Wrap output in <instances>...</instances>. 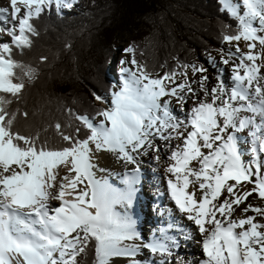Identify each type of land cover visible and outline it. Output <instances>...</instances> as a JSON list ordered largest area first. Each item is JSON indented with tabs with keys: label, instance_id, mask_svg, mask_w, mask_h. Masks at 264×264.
Listing matches in <instances>:
<instances>
[{
	"label": "snow or ice",
	"instance_id": "6c2138e0",
	"mask_svg": "<svg viewBox=\"0 0 264 264\" xmlns=\"http://www.w3.org/2000/svg\"><path fill=\"white\" fill-rule=\"evenodd\" d=\"M76 2L10 0V9L0 7V264H77L93 240L95 264H111L114 258L145 264L137 259L142 249L162 257L148 264H173L163 258L173 257L181 247L177 236L158 229L159 236L146 238L132 216L116 211V205L132 207L139 168L125 175L123 189L96 180L93 172V150L116 153L136 164L134 154L160 151L156 139L181 141L168 157L173 163L166 168L171 174L167 186L177 210L202 237L204 258L199 264H264V223L257 220L264 217V208L246 203L254 194L264 200V0H238L235 5L224 0L227 10L240 21L237 34L225 35L224 41L248 42L246 53L240 52L238 43L236 52L229 53V57L240 53L233 63L230 87L221 79L208 89L204 83L208 77L202 76L201 99L187 81L176 83V72L153 78L130 46L125 51L133 54L132 59L121 64L133 67L121 68L120 90L111 93L110 107L97 112L103 119L97 123L76 116L88 130L86 138L61 133L68 146L49 149L37 144L39 137L12 131L15 114L8 111L13 102L9 96L22 94L25 78L35 75L34 69L13 55L14 50L30 48L39 35L34 20L53 9L72 8ZM257 42L260 51H256ZM191 67L194 74L206 71ZM165 97L175 98L181 111L189 97L196 100L181 120L173 115L171 101ZM238 133L249 138L252 162L247 165ZM61 167L64 175L59 174ZM50 201H59V206L50 207ZM241 204L245 205L242 209ZM237 209L240 217L234 216ZM167 228H175L184 240L191 239L179 225ZM174 264H184L183 258L177 257Z\"/></svg>",
	"mask_w": 264,
	"mask_h": 264
},
{
	"label": "trees",
	"instance_id": "16d2710c",
	"mask_svg": "<svg viewBox=\"0 0 264 264\" xmlns=\"http://www.w3.org/2000/svg\"><path fill=\"white\" fill-rule=\"evenodd\" d=\"M34 25L39 35L13 58L35 75L25 78L22 94L9 96L8 111L15 114L13 132L39 137L37 144L49 149L68 146L61 133L78 139L89 134L76 116L92 119L103 109L94 93H109L106 63L122 41L149 74L161 77L204 60L223 46L225 35L239 31L220 0H78L69 10L45 12ZM95 260L93 240L77 264Z\"/></svg>",
	"mask_w": 264,
	"mask_h": 264
},
{
	"label": "rangeland",
	"instance_id": "374dc122",
	"mask_svg": "<svg viewBox=\"0 0 264 264\" xmlns=\"http://www.w3.org/2000/svg\"><path fill=\"white\" fill-rule=\"evenodd\" d=\"M2 1L3 0H0V7H3L2 4H5V3L9 2V0H6V2H2ZM237 2H238V0H229V3L233 4V5H235ZM8 6H10V5H8ZM4 7H6V6H4ZM254 23H255V21H254ZM261 34H263V33H261ZM5 40H8V39H5ZM237 43L239 44V48H240V52L241 53H245V51H248V42L244 41L243 39H241L239 42H237V41H232L231 43L226 42L225 46L223 47V49H220L218 51L212 52L207 58H205V60H198L194 64L196 67H203L204 69H206V71L194 74L193 73V69L190 66L189 68H187L185 70V72L187 73V76H184L183 73L182 74H178L176 76V83H181V82L187 81V83H189L191 85V87L196 90L197 94L198 93H202L201 89H200V78L202 76L208 77V79L204 82L205 83V87L208 88V89H211L212 87L217 86L221 79L225 82L226 86L230 87L232 85V80L229 78V77H231L229 75L232 74L233 63L238 62L236 57H238L240 55V53H236L235 57H229V53L230 52H236ZM128 44H129L128 41L124 40L121 43H119L118 46H116V48L115 47L112 48V49L110 48L113 53L111 55V58L107 61L106 64L108 66L109 77L110 78H114L115 77V79H114V85L115 86H119V84H120V81H118V79H117L118 78V74L117 73H119L120 75L124 76L121 73V71H120L121 70L120 66L122 65L121 61L122 60L130 61V53L125 51L127 48H129ZM259 50H260V45L257 42L256 51H259ZM222 59H230L232 62H230L229 64L225 65V64H223L221 62ZM118 63H119V67L117 68ZM128 65L130 67H133L130 64H128ZM122 66H124V65H122ZM230 66H231V69H229ZM116 70H117V73H116ZM165 83L169 87L173 86V85L168 84L167 81ZM113 89H114V87H113ZM197 97L200 98V95L197 96ZM103 98L108 103H102V102L101 103L104 104L106 108L110 107V101H111L112 97L109 98V96H106V97H103ZM166 98L172 100L171 99L172 97H165L163 99H166ZM195 100H196V97H189L187 99V101H188L187 104L184 105V111H181V106H180V104L177 103L176 99L173 100V106L171 107L173 115H175L177 118L183 120V116H184V118L186 116V114H184V113H187V111L191 107H193ZM98 102H100V101H98ZM102 119L103 118L101 117L98 120H96V122L98 123ZM170 149L171 148H169V150H167V154L168 155H169ZM102 152H106V151L96 152L95 150H93V155L94 154L98 155V153L100 154ZM149 152H150V154L153 157H156L157 155L159 156L158 152L157 153L155 152L156 154H154V151H152V150H149ZM248 153L249 152L246 150L245 154H248ZM142 163L145 164L148 167L156 168L154 166V164L150 163L149 161L143 160ZM122 164H123V167L125 168L126 167L125 161H123ZM105 166L108 167V165H105ZM146 166L144 168L149 171L150 168H148ZM59 171H60L59 174L63 175V173H61V172L62 171H66V170L63 167H61ZM110 181H112V180L110 179ZM145 183H146V185L150 184L149 181H143V185ZM150 186L151 187H150V191L149 192L151 193V195H149V194L147 195V191H145L143 189V187L140 186V184H139V189H141L143 191V194H145L144 195L145 197L147 195V196H150L151 199L147 200L146 203L143 200H141V202H140L138 198L135 199L136 197L139 196V193H138V194H136V196L134 198L133 206L129 208V209H133V218L136 220L137 229L142 233V235L144 237H145L144 233H145L146 230H148V231L150 230L152 232V230H151V224L152 223L149 222V221L147 222V221L142 220V215L138 211V205H140V204L143 205V209L145 210L146 215L149 216L148 217L149 219L151 217L155 216L154 215V210H158V211L159 210H161V211L164 210V209H161V207L162 208L164 207V204H160L159 202L155 201L156 197L153 198V196L155 195V192L158 191L157 188L152 187L151 184H150ZM146 188L148 189L149 187H146ZM141 194H142V192H141ZM152 198H153V200H152ZM168 201L169 200L166 199L164 203H166ZM256 203H257V206H260V207L264 208V200L258 199L257 196H256ZM152 204H153V206H152ZM147 205H149V206H147ZM122 206L123 205L118 206V208L116 207V211L121 213V211H122L121 207ZM176 211L178 212V210H176ZM156 220H157L156 222H158V223L155 222L154 226L164 225V224H161V223H163L162 219L156 217ZM261 223H264V221L261 222ZM173 224L178 225V224L175 223L174 220H173ZM262 230H264V229H262ZM172 233H173V235L177 236L176 234H174L175 231H173ZM153 234H154V231L152 232V236H153ZM189 234L191 235V239H189V242L187 244H184V243L180 242L181 247L175 253V255L173 257H171V258L164 257L163 259H169V260L173 261V264H174V261L176 260L177 257H182L184 262L187 259L186 257L193 258L195 253L193 251H188V248L198 247V245L196 243L197 239H196V237L194 235H192V232L189 233ZM183 251H186V252H183ZM149 255H150V257H154L153 260L155 259V261H160L162 259V257H160L159 255L152 256L147 250H144V249L141 250L140 254L137 256V259L145 262V264H148V262L151 261V259L148 260ZM146 259H147V261H145ZM187 261H190V260H187ZM111 264H128V262L125 259H123V258H114L111 261ZM185 264H189V263L186 262Z\"/></svg>",
	"mask_w": 264,
	"mask_h": 264
},
{
	"label": "bare ground",
	"instance_id": "6f19581e",
	"mask_svg": "<svg viewBox=\"0 0 264 264\" xmlns=\"http://www.w3.org/2000/svg\"><path fill=\"white\" fill-rule=\"evenodd\" d=\"M2 2H6V0H3ZM8 5H10V0L8 3L2 4L3 7L6 6V7H9V9H10V6H8ZM229 69H231V66ZM262 74H264V69H262ZM231 75H229V76H231ZM229 78L231 79V77H229ZM199 95H200V98L203 99V93L197 94V92H196V96H199ZM171 99L172 100L168 99L171 101L170 108L173 106V100H175V98H171ZM181 130H183V128ZM237 135L239 138V147H240L241 152L243 153V160H244V163L247 165L250 162H252L251 161V154L250 153L245 154V151L248 148L247 141L249 138L247 137L246 133H238ZM154 143L156 145H159V147H160V151L158 152L159 157H160L159 161L154 159V157L150 154L149 150H147V154H134L137 157V163L136 164H130V163L126 162L125 160L120 159L118 154L112 153V152H102L98 155L92 156V162L95 165V167L93 168L95 179L102 182L105 178H109V180H110V177L113 178L115 176V173H117L119 171L124 172L126 170V174H127L133 170V167L141 168L139 170V172L142 173L143 177L138 178V182L136 184L137 189H136V193H135V196L138 193H139V196L136 198L134 197V198L135 199L138 198L140 202H141V200H143L146 203L147 199L149 198V200H150L151 197L147 196V195H146V197L144 196L145 194H143V191L141 189H139V184H140V186L143 187V181H149L151 185H153L155 183L156 184L160 183L159 186L155 187V188H157L158 191L155 192V195L153 196V198L156 197L155 201L159 202L160 204H164V207H165V209L163 211L154 210L155 216L151 217L149 219L148 218L149 216L146 215V212L143 209V205L142 204L138 205V211L142 215V220L147 221V222L149 221L152 223L151 224V230H152V232L154 231V234H156L157 236H159L158 229H164L168 233L169 236H172L173 235L172 232L175 231L174 234L177 235V237L180 239V242L187 244L189 242V239L184 240L180 236V233L178 231H176L175 228L172 230H168L167 225L173 224V220H174L175 223L180 226V228L183 230V232L188 233V234L192 232V235H194L197 239L196 243H198V241L200 243V240L202 239V237L198 233L196 227L190 221H187L186 219H184L183 215L179 211L178 212L176 211L177 208L172 207V200H171V198L168 194V191L166 189L167 179L170 178V176H171V174L166 171V168L168 167L169 164H171L173 162V161L168 159L169 155L167 154V149L169 147H171V149L173 150L175 145L181 143V141L171 140V141L166 142L163 140L156 139L154 141ZM205 151H207V150H205ZM143 160L149 161L150 163L154 164V166L156 168H151V167L146 166L145 164L142 163ZM123 161H125V165H126L125 168L123 167V164H122ZM105 165H108V167H106ZM145 166L150 168V170H149L150 172L144 168ZM193 166H195V164ZM262 170H264V169H262ZM61 173H63V175H64L65 171H62ZM125 175L122 174L120 177H118L116 182H118L119 184H124V182L121 179ZM114 182H115V180H114ZM246 187L250 188L251 185H247ZM189 190H191V188ZM141 192H142V194H141ZM153 198H152V200H153ZM166 199H168L169 201L164 203ZM221 199H223V197H221ZM56 202H57V206H59V203H60L59 201H50V207L55 205ZM246 203H251L252 205L257 206L256 195L254 194L253 196L249 197L248 201H246ZM118 206H120V205H116L117 208H118ZM124 206L125 205H123L121 207V209H122L121 214H127V215L133 217V209H129V208H126ZM147 206H149V205H147ZM244 206H245L244 204H241L240 208L242 209ZM257 207H260V206H257ZM248 215L254 216L255 213L248 212ZM234 216L235 217L241 216L240 209H237ZM156 217L162 219L163 223H161V224H164V225L154 226L155 225L154 223L157 221ZM257 220L261 223L264 221V217H257ZM156 223H158V222H156ZM188 251H193L195 254H194V257L192 256L193 258L186 257L187 259L184 262V264L186 262L187 263L190 262V264H196L195 261H197V258H198L199 247L188 248ZM183 252H186V251H183ZM187 260H190V261H187ZM157 262H159V261H157Z\"/></svg>",
	"mask_w": 264,
	"mask_h": 264
}]
</instances>
